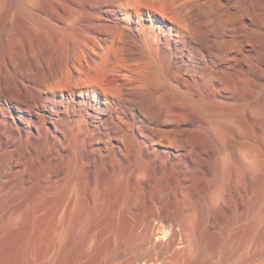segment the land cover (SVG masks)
Returning a JSON list of instances; mask_svg holds the SVG:
<instances>
[{
    "label": "bare ground",
    "instance_id": "obj_1",
    "mask_svg": "<svg viewBox=\"0 0 264 264\" xmlns=\"http://www.w3.org/2000/svg\"><path fill=\"white\" fill-rule=\"evenodd\" d=\"M180 166L213 177L182 215ZM214 199L239 251L264 242V0H0V264L178 226L192 264Z\"/></svg>",
    "mask_w": 264,
    "mask_h": 264
},
{
    "label": "rangeland",
    "instance_id": "obj_2",
    "mask_svg": "<svg viewBox=\"0 0 264 264\" xmlns=\"http://www.w3.org/2000/svg\"><path fill=\"white\" fill-rule=\"evenodd\" d=\"M207 171H209L208 168L201 167L195 172H189L184 166H180V182L188 186L186 193L180 194V215L183 214L182 205L190 197L197 195V199L202 201L209 199L208 190L213 177L211 174L208 176ZM162 175L169 179L174 177L166 169L162 171ZM215 203L217 200L214 199L210 204H204L202 209L195 211L198 219L204 217L209 244L207 252L193 251L192 264H238L240 256L243 255L241 253L245 252L244 254H248L247 256L250 258L254 256H249L250 251L256 252L258 255H256V260L249 264H264V242L258 246L252 244L251 250L248 248L239 251L237 246L231 243L224 234L226 218L213 214L211 208ZM159 212L164 213L163 210H159ZM188 214H193V212ZM177 231V235L173 236L172 232L158 229L152 241L146 243L143 241L141 230H138L133 239L131 236V239H127L119 248L114 246L109 234L103 235L95 252L89 256L84 264H170L174 261L177 253L186 246V233L180 226L177 227Z\"/></svg>",
    "mask_w": 264,
    "mask_h": 264
}]
</instances>
